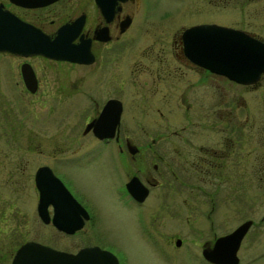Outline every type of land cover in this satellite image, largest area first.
Returning <instances> with one entry per match:
<instances>
[{
	"label": "flooded vegetation",
	"instance_id": "flooded-vegetation-1",
	"mask_svg": "<svg viewBox=\"0 0 264 264\" xmlns=\"http://www.w3.org/2000/svg\"><path fill=\"white\" fill-rule=\"evenodd\" d=\"M203 1V10L225 3ZM167 4L173 1L0 0V20L13 16L50 37L64 27L73 35L76 58L0 51L11 61L3 67L11 76L0 81V117L7 119V126H2L5 139L0 140V264H10L25 241L46 239L47 230L39 238L31 235L27 224L32 209L40 227L74 237L73 249L51 247L76 252L96 246L113 255L117 264H126L125 242L133 237L158 254L163 250L158 239L169 249L179 246L173 224L193 222L186 211L194 204L206 205L201 216L208 236L199 251L205 263L215 264L201 250L244 221L239 204L243 173L250 179L264 177V123L254 119L264 107H249L242 86L261 89L264 70L253 83L242 84L201 67L184 55L181 32L192 24L213 22L241 29L263 43L264 36L207 18L173 28ZM47 64L59 67L56 74H45ZM66 66L74 71L65 84L61 69ZM70 99L76 118L73 129L65 133L63 105ZM104 107L97 129L110 135L98 136L86 126ZM38 110L44 117L55 114V124L52 116L44 122L52 127L48 137H40L37 130L33 135L26 125L35 121ZM41 168V177L52 189L56 179L51 175L83 209L77 213L81 226L72 232L51 223V203L46 205L47 221L38 215L35 174ZM91 184L99 188L98 205L107 210L105 223L117 218L123 223L121 236L102 227L93 195L84 190ZM257 184L252 185L254 194ZM32 192L35 200L27 204ZM231 192L236 200L233 216L238 217L220 232L217 227L226 222L227 209L217 200ZM246 219L250 223L243 236L252 226H262L264 214L256 222ZM243 236L235 264L240 262Z\"/></svg>",
	"mask_w": 264,
	"mask_h": 264
},
{
	"label": "water",
	"instance_id": "water-1",
	"mask_svg": "<svg viewBox=\"0 0 264 264\" xmlns=\"http://www.w3.org/2000/svg\"><path fill=\"white\" fill-rule=\"evenodd\" d=\"M72 37V34L64 31V27L50 37L13 16L7 15L0 20V51L41 54L73 61L76 58ZM181 39L183 53L193 63L239 83H253L264 70V43L248 36L241 29L216 23H198L185 27L181 32ZM106 105L107 103L105 107ZM105 107L97 119L86 126H92L93 132L98 136L110 135V132L97 129V123L105 114ZM41 173L42 168L35 174V185L39 191L38 215L43 221H47L46 205L51 203V223L57 229L72 232L81 226L82 220L77 213L83 209L57 178L50 173L56 179L55 188L52 189V185L43 180ZM249 223L250 220L246 219L229 233L217 237L212 247L201 250L202 255L216 264H235L236 248ZM179 242V239L175 240L176 245ZM104 252L106 251L96 246L68 252L28 240L16 249L10 264H109V259L112 260L111 264H117L113 255L110 257L109 253Z\"/></svg>",
	"mask_w": 264,
	"mask_h": 264
},
{
	"label": "rangeland",
	"instance_id": "rangeland-1",
	"mask_svg": "<svg viewBox=\"0 0 264 264\" xmlns=\"http://www.w3.org/2000/svg\"><path fill=\"white\" fill-rule=\"evenodd\" d=\"M171 1H173V4H167L166 6L168 7V11L173 12H171V18L169 20L173 28L179 24L194 22L199 18H207L215 19L216 21L224 24H231L233 26L244 27L248 30H255L258 34L264 36V0H225L224 6H222L223 8L213 6L209 3V9L205 8L204 10L202 9L203 7L200 6V3H204L203 0H190L188 4L185 0ZM190 2H192V4H189ZM195 4H199V6L196 7ZM8 58L9 57L6 55H0V81L11 76V71L5 70L4 72L3 68L5 67V63L11 64V61L7 60ZM2 63H4V66ZM44 68L45 74L47 75L56 74V70H59V67H56L54 64H47ZM61 71L66 84L72 77L74 69L71 66H66L64 67V70L61 69ZM260 84L261 89L258 90H251V87L242 86V96L248 101L249 107H264V94L262 95L259 92V90L262 92L264 91V81ZM0 90H2L1 86ZM5 91H7V89ZM71 102L72 100L70 99L63 105V128L65 133L71 130V128L73 129L75 123L74 120L76 118V115L74 114L75 112H73L70 108L72 107ZM43 113L45 114V112L38 110L35 114V121L34 119L30 120L31 123L27 122L26 125L29 128H32L31 133L33 135L35 134L33 131L37 130L41 134L40 137H48L51 133L50 129L52 127L50 124L48 125V123L45 125L44 122L45 120H50L53 117L52 120L55 124V114H52V117H44ZM0 116H2V114H0ZM254 119L258 124L264 123V111L260 110L258 113H254ZM2 126H7V119L3 121L0 117V140L5 139L2 134L4 133L2 131ZM132 130L128 129V131L136 134L134 132L135 130ZM36 137L38 136H35V138ZM73 147L74 146L68 147L65 153H68V151H70L71 148L73 149ZM37 157H34L33 159L40 160ZM248 175H250L248 172H244L241 179V200L239 202L241 209L240 218L242 220L251 218L254 222H256V220L264 214V177L250 179L248 178ZM83 180L89 181L90 177H85ZM253 182L256 184L258 183L256 194H254L255 189L254 191L251 190ZM84 190L89 191L93 195V199L96 203V214H98L97 218L101 220L102 227H104L112 236H115V234L121 236L124 227L119 218L115 216L117 219L109 224L105 223L107 219V210L103 206L98 205L97 194L99 193V188L96 185L91 184V186H88L87 189ZM30 199L32 202L35 200L34 192H32L31 195H28L27 204H29ZM217 201L221 204L223 203L224 207L227 209L225 215L226 222L224 224H219L217 229L220 232L226 231L234 223L233 217L235 216H233L232 206L236 200H234L233 193L231 192V194H225V200ZM205 208V202L201 203L200 207H198L197 204L196 206L194 204L193 210L186 211V213L188 212L189 216H191L190 218L193 219V222L189 224H173V238L174 236L181 238L179 246H173L169 249L167 246L163 245V241L161 239H158V244L163 246V250L158 254L151 252L145 243L135 239V237L128 239L125 242L126 264H211L202 261L201 255L199 254L201 242L204 237L208 236L201 216ZM228 209H231V211ZM31 215L32 220L27 225L31 229L30 232L33 237L39 238L43 235L44 231L47 230V237L42 241V243L63 249H73V236L61 234L50 226L40 227V225L34 222L35 215L33 209L31 210ZM237 217L235 218L237 219ZM228 218L230 221H228ZM111 239L114 240L113 237H111ZM262 244H264V222H262V226L260 227L252 226L243 236L238 254L240 261L239 264H264V249L261 248L259 250ZM256 250L257 253L255 252ZM248 256L251 257L249 258Z\"/></svg>",
	"mask_w": 264,
	"mask_h": 264
}]
</instances>
